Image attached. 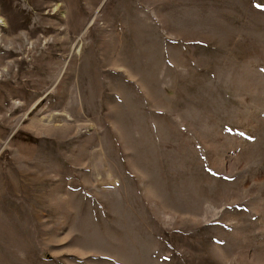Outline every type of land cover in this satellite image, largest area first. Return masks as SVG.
<instances>
[{"label":"rangeland","instance_id":"1","mask_svg":"<svg viewBox=\"0 0 264 264\" xmlns=\"http://www.w3.org/2000/svg\"><path fill=\"white\" fill-rule=\"evenodd\" d=\"M0 264H264V0H0Z\"/></svg>","mask_w":264,"mask_h":264}]
</instances>
